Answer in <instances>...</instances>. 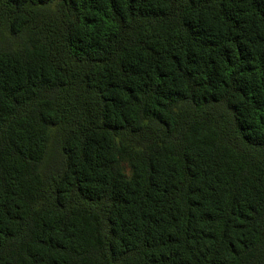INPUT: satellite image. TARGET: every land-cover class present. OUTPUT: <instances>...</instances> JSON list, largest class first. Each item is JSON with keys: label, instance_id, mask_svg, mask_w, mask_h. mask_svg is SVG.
<instances>
[{"label": "trees", "instance_id": "trees-1", "mask_svg": "<svg viewBox=\"0 0 264 264\" xmlns=\"http://www.w3.org/2000/svg\"><path fill=\"white\" fill-rule=\"evenodd\" d=\"M0 264H264V0H0Z\"/></svg>", "mask_w": 264, "mask_h": 264}]
</instances>
